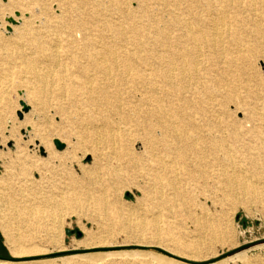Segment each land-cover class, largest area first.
I'll list each match as a JSON object with an SVG mask.
<instances>
[{"label": "rangeland", "instance_id": "1", "mask_svg": "<svg viewBox=\"0 0 264 264\" xmlns=\"http://www.w3.org/2000/svg\"><path fill=\"white\" fill-rule=\"evenodd\" d=\"M135 5L131 2L129 7ZM262 5L264 0H246L244 6L242 3L244 20H258L254 9ZM0 13V38L11 43L15 36L13 30L5 28L8 20L19 19V28L25 14L13 3L8 5V0H0ZM249 31L248 41L254 39ZM13 47L15 51L21 49ZM5 49H0L1 258L23 264L46 260H54L50 264H98L103 259L98 254L127 251L138 254L143 261L138 257L136 261L118 263L104 259L102 264H164L157 256L161 255L156 251L159 249L190 264H264V167L252 165L251 154L244 150L246 142L239 144L231 139L228 143L236 148V164L244 171L240 183L229 182L220 152L216 158L209 155L210 168L204 174L182 172L177 177V193L171 185L175 178L152 170L155 164L144 150L143 130L134 139L138 154L134 163L128 156H117L105 144L97 145L99 142L89 134L91 128L101 127L107 119L115 124L122 122L124 115L128 116L126 124L143 122L141 116L130 115V109L145 94L144 83L125 78L115 83V89L110 88L115 100L95 104L85 91L68 93L62 87L65 79L58 82L51 76L38 82L29 74L2 75L8 67ZM56 51L71 68L64 49ZM252 68L247 74H229L222 84L209 80L204 85L208 96L216 95L213 108L219 110L218 105L223 104V115L217 121L234 128L227 135L245 126L251 111L262 110L264 114V83L260 81L264 78V55L258 54ZM29 69L27 66L25 72ZM200 82L203 87L204 81L197 79L188 84L189 88L201 87ZM32 86L43 89L42 101L31 96ZM203 94L204 90L196 95L197 99L209 102ZM21 100L31 108L22 119ZM36 134L50 141L54 152H47ZM55 140L66 148L57 150ZM93 151L99 153L97 161ZM231 171L228 169L229 174ZM52 206H59L53 214L48 209ZM214 230L219 231L215 240L211 236ZM198 240L201 245L196 243ZM31 248L45 253L13 256L18 249ZM237 249L242 250L217 260Z\"/></svg>", "mask_w": 264, "mask_h": 264}, {"label": "bare ground", "instance_id": "2", "mask_svg": "<svg viewBox=\"0 0 264 264\" xmlns=\"http://www.w3.org/2000/svg\"><path fill=\"white\" fill-rule=\"evenodd\" d=\"M245 1L8 0V5L13 3L23 10L25 18L22 26L16 28L19 19L11 17L15 21V24L9 22L7 26L14 31L15 38L11 43L0 38V49L6 48L8 65L2 75L18 77L29 74L36 76L38 82L54 76L58 82L66 81L62 87L67 88L68 93L75 95L85 91L90 102L95 104L102 101L110 104L115 100V92L111 93L110 88L115 89V83H121L125 78L142 82L145 94L139 99V104L131 107L130 115L141 116L144 128L140 121L134 125L126 124V115L122 122L116 124L109 119L104 120L101 127L97 125L98 128L90 127L89 130L92 138L99 142L97 145L105 144L112 152H117V156H128L134 163L138 155L134 139L143 130L144 150L152 155L155 164L152 170L175 178L171 185L177 193L180 188L177 177L182 172L204 174V170L210 168L209 155L216 158L220 152L223 153L221 164L232 170L230 174L228 169L223 172L227 177L230 175V183L236 184L244 171L236 164V148L228 143L231 139L234 143L246 142L244 150L251 154L252 165L264 167V114L262 110L251 111L245 126L227 135L233 127L217 121L223 115V104L215 110L216 95L208 96L209 90L204 85L209 80L222 84L229 74H247L253 69V61L258 54L264 55V5L254 9L258 20L250 23L243 18L242 3L244 6ZM131 2L136 3L135 8L129 7ZM249 12H253L252 7ZM248 28L249 35L254 38L249 41L246 38ZM13 46L21 49L15 51ZM59 48L64 49V58L71 60V68L56 51ZM27 66L30 69L25 72ZM17 67L20 69L16 70ZM197 79L204 81L203 87L200 82L201 87L189 88L188 84L197 82ZM260 81L264 83V78ZM31 89V96L42 101L43 89L34 86ZM203 90L209 102L200 101L201 97L197 99L196 95ZM25 101L21 100L29 105ZM36 137L47 152H54L50 141L40 134ZM127 146L130 147L129 154ZM93 153L97 161L99 153ZM238 172L240 174L236 175ZM48 209L53 214L59 206ZM211 233L215 240L219 231ZM8 242L13 243V240ZM200 242L196 243L201 245ZM38 250L18 249L13 256L45 253ZM164 253L157 255L165 261L164 264H190L183 258ZM98 257H103L98 264H102L104 259L118 263L140 258L138 254L127 251L106 252L98 254ZM80 258L85 256L80 255ZM52 261L31 263L50 264ZM0 264L23 263L0 260Z\"/></svg>", "mask_w": 264, "mask_h": 264}, {"label": "water", "instance_id": "3", "mask_svg": "<svg viewBox=\"0 0 264 264\" xmlns=\"http://www.w3.org/2000/svg\"><path fill=\"white\" fill-rule=\"evenodd\" d=\"M8 21H9L10 23H12V24H15L14 19H9ZM7 30L10 32L12 29H11L10 27H7ZM20 104H21V106H22V112H19V117L22 119L24 113H28V112L31 110V108H30L29 105L25 104L24 102H21ZM54 145H55V147L57 148V150H59V151L64 150V149L66 148V145H65L64 143H62L61 141H59V140H55V141H54ZM240 250H242V249H237V250H235V251L229 252V253L223 255L222 257L218 258L217 260L219 261V260L225 259V258L231 256L232 254L239 252ZM172 258H173V257H172ZM174 259H175V258H174ZM0 260H1V261H9L8 259H6V258H1V257H0ZM175 260H177V261H181V262H185V261H182V260H179V259H175ZM217 260H214V261H217ZM212 262H213V261H212Z\"/></svg>", "mask_w": 264, "mask_h": 264}, {"label": "trees", "instance_id": "4", "mask_svg": "<svg viewBox=\"0 0 264 264\" xmlns=\"http://www.w3.org/2000/svg\"><path fill=\"white\" fill-rule=\"evenodd\" d=\"M157 252H159V253H164V252H162V251H160V250H156ZM69 254H73V253H68V255ZM164 254H167V253H164ZM55 256H60V255H55ZM6 259H8V258H6ZM9 260V259H8Z\"/></svg>", "mask_w": 264, "mask_h": 264}]
</instances>
